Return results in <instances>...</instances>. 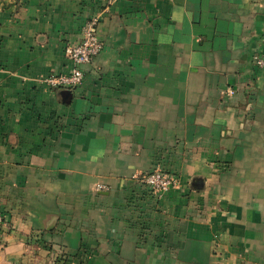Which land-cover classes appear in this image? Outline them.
Instances as JSON below:
<instances>
[{"label": "crops", "instance_id": "1", "mask_svg": "<svg viewBox=\"0 0 264 264\" xmlns=\"http://www.w3.org/2000/svg\"><path fill=\"white\" fill-rule=\"evenodd\" d=\"M257 55L264 0H0V264H264Z\"/></svg>", "mask_w": 264, "mask_h": 264}, {"label": "built area", "instance_id": "2", "mask_svg": "<svg viewBox=\"0 0 264 264\" xmlns=\"http://www.w3.org/2000/svg\"><path fill=\"white\" fill-rule=\"evenodd\" d=\"M98 23L97 17L88 19L82 28L81 39L76 43L65 46L64 55L71 66L70 71L67 74L50 75L43 80L44 83L56 89L70 91L77 89L83 80V66L91 63L103 49V43L97 32ZM253 63L264 71V55L255 56ZM232 93V90L228 91L229 95ZM135 179L155 194L168 192L178 185V180L174 175L160 170L138 175ZM3 223L4 217L0 212V227Z\"/></svg>", "mask_w": 264, "mask_h": 264}]
</instances>
